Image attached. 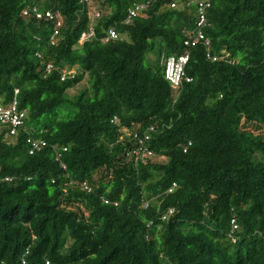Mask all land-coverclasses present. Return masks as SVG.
Masks as SVG:
<instances>
[{
  "label": "trees",
  "instance_id": "1",
  "mask_svg": "<svg viewBox=\"0 0 264 264\" xmlns=\"http://www.w3.org/2000/svg\"><path fill=\"white\" fill-rule=\"evenodd\" d=\"M92 1L99 18L0 0V96L28 111L0 132V264H264V0H211L209 48L185 45L201 0ZM33 7L61 14L55 42ZM185 55L174 90L162 57ZM30 137L46 147L31 155Z\"/></svg>",
  "mask_w": 264,
  "mask_h": 264
},
{
  "label": "built area",
  "instance_id": "2",
  "mask_svg": "<svg viewBox=\"0 0 264 264\" xmlns=\"http://www.w3.org/2000/svg\"><path fill=\"white\" fill-rule=\"evenodd\" d=\"M83 3H86L91 10L92 18H99L100 13L96 10V7L92 0H82ZM148 7V4L145 3H136L133 5V8L129 10V16H128V22L132 18H135L142 14L144 10ZM172 7H176V5H172ZM211 7V0H201L198 3V11H199V20L197 22V28L196 30L190 31L186 34V46H197L199 44H203L206 46V48H209L210 41L206 39L204 33H203V27L207 24V11ZM24 16H32L39 20H48L52 22L54 26V32L52 35V42H55L56 38L60 34V30L63 25V19L60 13L53 12V11H40L37 7H33L32 9H26L22 13ZM94 36V31L91 29L88 34H84L82 36V41L88 40L91 37ZM118 34L114 30L109 31V36L104 41H108L111 39H117ZM208 57L210 55L208 54ZM223 59V58H221ZM189 61V55L181 56L179 58L176 57H168L165 59V57H162V63L165 66V78L166 80L171 84L172 88L174 90H179L182 86L183 82L190 83L192 81L191 78L186 76L185 68ZM213 61H217L216 58L213 59ZM53 69L52 65L47 66V72L50 73ZM75 70H63L61 72V80L65 81L68 79H74L76 77ZM18 90H15L14 97L11 100H6L3 96H0V124L2 126H6L10 129V133L8 136H17L18 132L21 129L25 128V123L28 117V111L20 109V103L18 101ZM113 123H117V119L114 118ZM153 130L152 128H150ZM146 140H149V135L144 136ZM134 138L139 141L140 147H143V139L139 137V135L136 133L134 134ZM27 144L30 146V154L33 155L37 151L41 150L42 148L46 147V142L35 139L33 137H30L27 139ZM191 145V144H190ZM129 156L134 157L135 160H138L141 158L146 159H152L155 160L156 157L154 154L147 150V149H136L133 150V152L129 153ZM59 157L57 160H59ZM6 182H10V179H5ZM84 189H87V186L83 185ZM175 187V185H174ZM172 192V190H170ZM169 214H172V211L169 212ZM234 226V230L237 229V226L235 225V222L232 223ZM235 242V240H233Z\"/></svg>",
  "mask_w": 264,
  "mask_h": 264
},
{
  "label": "rangeland",
  "instance_id": "3",
  "mask_svg": "<svg viewBox=\"0 0 264 264\" xmlns=\"http://www.w3.org/2000/svg\"><path fill=\"white\" fill-rule=\"evenodd\" d=\"M159 48L158 46L156 47L155 51L154 52H151L148 54V56L146 57V64L148 63H151L152 65L155 64L154 61L155 59L157 58V56L159 55ZM86 87H88V82H87V79H85L82 83H80L79 85H77L76 87H74L73 89L69 90L68 91V94L70 96H74V95H77L79 94L83 89H85ZM250 128L252 130L255 129V127L253 125H250ZM6 127L4 126H0V132L5 130Z\"/></svg>",
  "mask_w": 264,
  "mask_h": 264
}]
</instances>
